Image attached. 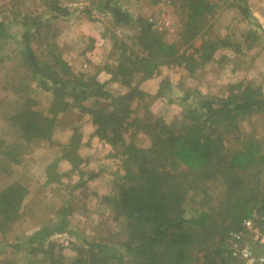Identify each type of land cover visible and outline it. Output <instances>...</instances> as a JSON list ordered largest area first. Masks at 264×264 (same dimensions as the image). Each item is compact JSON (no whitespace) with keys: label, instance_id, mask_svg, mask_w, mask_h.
I'll use <instances>...</instances> for the list:
<instances>
[{"label":"trees","instance_id":"16d2710c","mask_svg":"<svg viewBox=\"0 0 264 264\" xmlns=\"http://www.w3.org/2000/svg\"><path fill=\"white\" fill-rule=\"evenodd\" d=\"M171 1L181 10L178 35L182 44L162 38L152 29V23L142 17L135 19L131 10L116 0L91 5L107 11L114 26L129 27L136 21L141 25L138 32L127 36L131 43L119 41L117 62L114 68L107 69L111 81L125 87L117 96H111L94 75L75 74L54 50L55 42L48 43V47L49 44L53 47L49 50L50 57L42 60L31 41L40 36L34 25L40 28L45 24L29 23L28 16H24L22 25L27 28L19 33L24 42V70L14 76L11 86L24 89L21 94L28 91L24 77L30 75L40 87L52 93L53 100L48 114H44L31 107L35 105L33 98L21 96L16 100L17 107L6 105L0 126L6 123L25 145L52 142L57 115L70 108L78 109L88 116L94 127L93 136L111 146L122 159L124 171L115 175V190L99 197V202L111 211L113 220L122 224L120 237L112 242L86 240L75 248L76 256L71 261L62 262L51 256L44 264H232L228 251L231 234L242 229L244 219L264 214V189L256 182L252 184L254 174L264 171V146L254 137L240 134L241 121L264 113V92L260 85L228 84L225 96H204L198 90L185 93L183 101L197 97L186 104L180 118L170 123L152 119L146 108L143 114L140 112L146 107L142 101L149 96L140 85L157 74L160 67L177 65L193 76L213 61L219 48L241 52V45L229 37L214 39L209 35L217 4L211 0ZM45 8L53 20L71 15L59 0L46 1ZM238 8L251 27L246 38L253 43H264V29L247 4L241 3ZM9 31L15 36L12 23L0 21V39L7 38ZM50 35L48 32L43 39L48 41ZM198 39L200 43L194 46ZM134 44L141 47L142 53L132 50ZM107 98L110 102L102 105L101 101ZM230 135L238 141L234 150H228L226 143ZM139 136L142 141L137 139ZM80 141L79 134L62 144V156L58 158L71 161L80 176L74 188L97 177L92 174L82 178ZM24 144H18L19 148ZM54 181L55 172L47 173L44 187ZM210 181L222 185L217 202L212 204L213 200L209 203L211 191L206 185ZM27 191L19 185L0 193V229L18 219ZM191 191L199 199L195 201L199 207L193 214L184 207ZM201 194L205 195L203 199L199 198ZM69 211L70 206L62 205L57 220L39 227L15 248L23 244L42 245L53 234L70 232Z\"/></svg>","mask_w":264,"mask_h":264},{"label":"rangeland","instance_id":"374dc122","mask_svg":"<svg viewBox=\"0 0 264 264\" xmlns=\"http://www.w3.org/2000/svg\"><path fill=\"white\" fill-rule=\"evenodd\" d=\"M46 1L48 0H0V21L12 23L16 31L15 36L11 35L12 30L9 31L7 38L0 39V59H3L0 61V120L4 119L6 105L17 107L16 100L21 96L28 95L33 98L35 105L31 107L44 114H48V108L53 100L52 93L40 87L30 75L24 77L28 83V91L21 94L24 89L11 86L14 76L23 73L24 70L22 65L24 42L19 36V33L27 28L22 25L24 16H28L29 23L41 21L45 24L40 28L34 25L33 28L40 31V36L31 41L35 53L42 57V60L50 57L49 50L53 47L50 44L48 47V43L55 42L54 50L70 64L75 74L83 72L94 75L98 81L105 84L111 96H117L125 90V87L111 81V74L107 69L114 68L117 62L119 41L131 43V40L126 38L140 30V22L136 21L129 27L114 26L107 11L91 6L105 0H59L62 6L70 10L71 15L53 20L45 8ZM116 1L131 10L135 19L142 17L148 23H152V29L162 38L182 44L178 35L182 15L180 8L173 5L174 1ZM211 1L217 6L211 17L209 35L213 37L215 30L217 32L219 30L223 38L227 36L232 42L240 44L241 52L229 48H224L228 50L226 52H215L216 59L193 76H189L184 68L177 65L160 67L157 74L140 85V88L149 94L141 103L143 107L146 105L144 110L140 111L142 114L146 108L152 119H162L170 123L175 118H180L186 104L197 97L194 95L183 101L185 93L198 90L204 96H225L228 84L237 82L260 85L264 92V50L259 51L260 45L262 44L263 48L264 43L262 41L253 43L252 39L246 38L247 31L251 28L249 24L228 21L235 12L234 6H239L242 1ZM48 32L51 34L49 42L43 39ZM199 43L198 39L194 46H198ZM132 50L142 53L141 47L136 44ZM109 102L110 99L107 98L102 100L101 104ZM1 125L0 193L5 188L19 185L25 186L28 191L18 219L0 229V264H44L51 256L60 258L62 262H69L76 256L75 248L82 246L86 240L112 242L120 237L122 224L113 220L111 211L99 202V197L104 193L111 194L115 190V175L124 172L123 161L111 146L93 141L91 134L94 127L87 115L75 108L60 112L55 119L52 142H32L25 145L6 123ZM79 134L80 145L82 147L86 145V148L80 151L83 158L80 165L84 170L82 178H89L92 174H97V177L88 179L79 188H74L80 176L76 174L71 161L64 162L58 158L62 156L61 145L71 138L74 140L75 135L78 137ZM240 134L243 137L252 136L264 146V113L255 114L241 121ZM137 139L142 141L140 140L142 136ZM226 143L228 150L238 147V141L232 135L226 138ZM18 144H24L23 148H19ZM94 147V153L90 152L89 149ZM10 153L15 156H11ZM49 172H55V181L52 185L44 187ZM254 175L256 178L252 179V184L256 182L264 189V171ZM206 185L211 191L209 203L211 200L213 201L210 204L216 203L222 185L214 181ZM194 192L188 194L184 205L185 210L191 214L199 207L195 202L199 199ZM203 196L205 195L201 194L199 198L203 199ZM62 205L70 206L68 214L70 232L53 234L42 245L23 244L20 248H15L16 244L24 243L39 227L57 220L58 210ZM201 206L207 207V204L201 203ZM31 248L36 249L30 250Z\"/></svg>","mask_w":264,"mask_h":264},{"label":"built area","instance_id":"2783aa9c","mask_svg":"<svg viewBox=\"0 0 264 264\" xmlns=\"http://www.w3.org/2000/svg\"><path fill=\"white\" fill-rule=\"evenodd\" d=\"M228 251L232 264H264V214L243 220L242 229L229 238Z\"/></svg>","mask_w":264,"mask_h":264},{"label":"crops","instance_id":"0c3cea01","mask_svg":"<svg viewBox=\"0 0 264 264\" xmlns=\"http://www.w3.org/2000/svg\"><path fill=\"white\" fill-rule=\"evenodd\" d=\"M229 1H233V0H229ZM235 1V0H234ZM242 3H246L247 6L249 7V10L252 14V16L254 17V19L257 20V22L262 26V28L264 29V0H241ZM233 6H234V3H233ZM234 9H235V12L234 14L232 15L231 19L228 20V21H232V22H242V23H245L246 25H248V22L242 17L241 13H240V10L238 8V5L237 6H234ZM238 9V10H237ZM234 17V18H233ZM226 29L228 28V26L225 27ZM220 31L218 30V32L215 30V33H213V37L215 39H221L223 38L221 36V34H219ZM228 49V48H227ZM227 49H224V48H219L216 52L217 53H220V52H226L228 51ZM263 48H262V44L260 45V48H259V51L263 52ZM263 54V53H262ZM261 56V55H260ZM214 59H216V56H214ZM212 63V61L210 62V64ZM209 64V63H208ZM108 79V78H106ZM94 132V131H93ZM92 138H93V141H98V142H103L101 140H99L98 138H96L95 136H93V133L91 134ZM54 137V136H53ZM52 137V139H53ZM57 138H55L56 140ZM63 141V140H61ZM68 141V140H67ZM64 142V143H67ZM63 143V144H64ZM82 148V149H81ZM83 148H86V145H80V149H79V153L80 151L83 150ZM90 152L94 153L95 151V147L93 149H89Z\"/></svg>","mask_w":264,"mask_h":264}]
</instances>
